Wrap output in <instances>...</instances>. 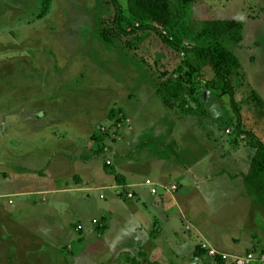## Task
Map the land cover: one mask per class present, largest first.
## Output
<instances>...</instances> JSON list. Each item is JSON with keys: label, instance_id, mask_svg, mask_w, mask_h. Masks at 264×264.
<instances>
[{"label": "rangeland", "instance_id": "rangeland-1", "mask_svg": "<svg viewBox=\"0 0 264 264\" xmlns=\"http://www.w3.org/2000/svg\"><path fill=\"white\" fill-rule=\"evenodd\" d=\"M118 3L126 8V0ZM168 3L181 18L163 36L181 52L153 31L120 35L110 0H0V161L3 156L28 171L27 165L40 167L52 152L75 148L67 153L84 163L91 157L96 169L127 181L128 200L152 196L164 210L147 249L135 242L112 256L131 232L104 247L77 242L75 229L83 234L78 225L99 215L93 204L97 200L100 210L99 193L89 201L82 194L52 197L48 204L36 198V206L0 212V264H142L166 224L192 248L205 247L193 264H229L209 254L205 239L223 250H213L219 254L259 255L264 225L257 220L264 219V206L239 180L244 182L255 153L244 134L264 143V110L253 97L264 102V0ZM234 20L241 29L220 44L240 63L229 77L235 105L210 67L186 51L210 47L199 37L206 22ZM10 167L0 168V176H8ZM193 176L210 183L201 185L188 220L183 189ZM2 185L0 180V191ZM173 250L157 261L152 257L151 264L193 261L192 250L172 261Z\"/></svg>", "mask_w": 264, "mask_h": 264}, {"label": "crops", "instance_id": "crops-1", "mask_svg": "<svg viewBox=\"0 0 264 264\" xmlns=\"http://www.w3.org/2000/svg\"><path fill=\"white\" fill-rule=\"evenodd\" d=\"M74 149L75 148L72 149L73 152H75ZM72 151L58 150L55 154L52 152L47 159L48 161H46L45 164L42 163L40 167L36 165H27L26 169H28V171H20L18 168L19 163L6 160L2 156L0 168L3 169L6 168V166H11L10 168L13 169H9L8 176H0L1 182L4 183V185H2L4 186L3 190L0 191V212L3 214H11L9 212H14L16 208L19 207L30 205L36 206L37 201L34 200L36 198H41L42 203L48 204L52 197L57 198V196L63 195L71 196L73 194H82L85 195V200L89 201V198H92L91 195L93 193H99V201L102 203L100 210L99 205H97V200H94L93 203L95 204V210L98 209V211H100L98 212L99 215L96 216V218L91 217L86 220V223H80L78 225L83 229V234L81 233L82 235H80L77 228L75 229V232L78 234L77 239L79 240L77 242H80L82 247L85 245L91 246V248L93 246L104 247L108 246L110 242H114V240L111 241L112 238L116 239L119 235L129 231L131 232L130 238L119 243L116 246V250L113 251L112 256L117 252H120L121 249L128 248L135 242L136 246L147 249L146 246L148 242L151 241L149 236L156 230L155 220H157L158 217L162 218L164 214L160 201H157L156 199L153 200L152 196H149L145 200L138 197L133 198V200H128V197L126 198L124 195V193L130 189V185L127 181L123 182L121 178L117 179L110 174L107 175L105 171H99V169H96L95 167L96 161L91 159V157L86 159L84 163L77 158V155L72 156V153H67ZM48 163L49 167L43 172L42 170L47 167ZM38 168H41V170ZM35 169L40 170V172L37 173V170L35 171ZM92 172H95L96 174L93 173V176L91 177ZM69 175H72L75 181L67 182V176ZM187 179L192 185H187V187L183 189L185 190L184 192L187 198L184 204L185 208L182 209L184 210L183 214H186L187 219L190 220V218L194 216L195 205L201 199V185H207L210 182L203 180L197 183L194 176ZM239 183L241 187L244 188V182L239 180ZM15 199L19 200L15 201ZM257 222L259 224L262 222L264 225L263 218L257 220ZM95 223L96 225L98 223L103 224L105 229L102 233H100V228H97ZM166 226L163 225V229L161 228L162 231L159 237L157 234L155 249L153 251L146 250L145 254L150 257L147 260H143L145 262L142 264H151L152 257H155V261H157V259L162 258L166 252L170 249L173 250L174 248H177L178 251L177 253L175 249L173 250L174 252L172 251L171 255H173V257L171 260L174 262L181 261V259H184L183 257L185 255L184 253L181 254V251L194 249L192 247L195 246L187 240L184 235H181L178 229L177 231L174 229L167 230ZM95 230L98 232V237L92 236L93 233H97ZM202 237L204 238V236ZM205 242H207L206 244L210 249L221 250L219 247L213 245L208 239H205ZM252 242L254 243V241ZM257 243L260 245L258 247L260 249L259 255L258 252L254 251L250 253H253L258 257L264 255V242ZM192 251L194 254L191 255L190 260L193 261L188 264L195 263V261L200 260L199 256L201 254H206V250L203 247ZM9 260L12 259L8 258L7 261ZM132 261L138 262V264L141 263V261L137 260Z\"/></svg>", "mask_w": 264, "mask_h": 264}, {"label": "trees", "instance_id": "trees-1", "mask_svg": "<svg viewBox=\"0 0 264 264\" xmlns=\"http://www.w3.org/2000/svg\"><path fill=\"white\" fill-rule=\"evenodd\" d=\"M110 1L116 10L114 24L120 35L129 37L140 32L153 31L169 48L176 52L183 51L182 47L163 36V32H174L181 18L178 12L171 11L168 0H126V8L120 5L118 0ZM241 26V22L238 20L206 22L199 37L209 42L210 47L186 50L210 67L216 78L225 85L226 94L230 97L233 105H235L234 89L229 77L240 69V63L220 44V41L233 31H239ZM179 96L180 94H174L171 97L177 99ZM253 97L257 107L264 110L262 99L256 93L253 94ZM237 116L238 123H240L239 112H237ZM244 135L251 139V146L255 153L251 159L248 173L242 175V178L245 186L253 192L255 201L264 206V143L251 134ZM95 155L99 156L100 153Z\"/></svg>", "mask_w": 264, "mask_h": 264}, {"label": "built area", "instance_id": "built-area-1", "mask_svg": "<svg viewBox=\"0 0 264 264\" xmlns=\"http://www.w3.org/2000/svg\"><path fill=\"white\" fill-rule=\"evenodd\" d=\"M151 188V193L156 194V189L153 188V184L147 182L146 184ZM129 198H132V195H128ZM205 248V247H204ZM209 254L213 257H219L222 261L228 262L229 264H264V255L255 256L253 253H249L242 257H230L224 254H219L213 250L209 251Z\"/></svg>", "mask_w": 264, "mask_h": 264}]
</instances>
